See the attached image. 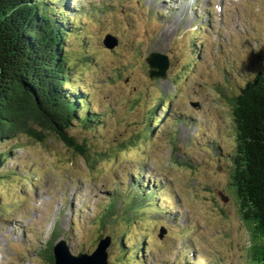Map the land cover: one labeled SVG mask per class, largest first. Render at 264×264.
<instances>
[{
    "label": "rangeland",
    "instance_id": "1",
    "mask_svg": "<svg viewBox=\"0 0 264 264\" xmlns=\"http://www.w3.org/2000/svg\"><path fill=\"white\" fill-rule=\"evenodd\" d=\"M72 1L56 16L71 21L68 76L97 119L69 129L89 159L50 134L1 143L0 264H50L60 240L90 254L106 235L108 264H250L227 156L232 98L264 66V0ZM150 52L167 57L164 78H149ZM134 181L154 190L159 210L102 225L113 202L129 216L146 204L117 197Z\"/></svg>",
    "mask_w": 264,
    "mask_h": 264
},
{
    "label": "trees",
    "instance_id": "2",
    "mask_svg": "<svg viewBox=\"0 0 264 264\" xmlns=\"http://www.w3.org/2000/svg\"><path fill=\"white\" fill-rule=\"evenodd\" d=\"M69 1L73 4L72 0H0V145L20 135L43 142L50 134L88 160L85 140L69 132L73 124L90 130L97 121L95 114L87 113L85 97L68 76L72 65L64 22L71 21L56 15L68 13ZM232 116L234 146L227 156L230 187L249 232L247 261L264 264V66L232 98ZM8 156V151L0 153V169ZM130 187L131 192L117 197L128 200L135 195L146 204L133 203L137 210L129 216L126 211L117 214L113 202L103 214L102 225L109 218L122 223L135 219L147 204L159 210L152 200L153 189L144 191L146 184L138 181ZM136 252L141 254V249ZM47 259L53 263L52 253Z\"/></svg>",
    "mask_w": 264,
    "mask_h": 264
},
{
    "label": "water",
    "instance_id": "3",
    "mask_svg": "<svg viewBox=\"0 0 264 264\" xmlns=\"http://www.w3.org/2000/svg\"><path fill=\"white\" fill-rule=\"evenodd\" d=\"M103 44L107 48H112L116 44V40L111 35H106ZM148 66V76L150 79L164 78L169 62L165 55L157 52H150L145 57ZM226 202L228 199L223 198ZM165 229L159 230L158 237L162 238ZM111 244L110 236H103L97 240L96 246L90 254L78 253L73 255L67 249L64 240H60L52 247V264H108L107 249Z\"/></svg>",
    "mask_w": 264,
    "mask_h": 264
}]
</instances>
